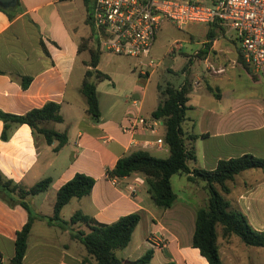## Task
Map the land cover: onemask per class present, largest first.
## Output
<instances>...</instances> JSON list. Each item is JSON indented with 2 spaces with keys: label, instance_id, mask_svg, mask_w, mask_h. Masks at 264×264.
Here are the masks:
<instances>
[{
  "label": "crops",
  "instance_id": "1",
  "mask_svg": "<svg viewBox=\"0 0 264 264\" xmlns=\"http://www.w3.org/2000/svg\"><path fill=\"white\" fill-rule=\"evenodd\" d=\"M77 1L20 0L22 11L13 19L0 10V110L23 115L48 102L58 103L63 122H51L45 126L68 136V143L55 152L58 142L49 145L43 135H34L28 125H13L10 138L5 141L2 139L4 123L0 120V171L6 179L25 188L51 178L48 191L28 199L38 214L47 217L53 216L57 193L64 184L77 174L90 176L96 180L91 194L82 199H72L62 210V219L70 221L76 212L81 211L98 223L112 224L123 216L141 213L142 219L130 244L117 252L120 259L138 260L153 250L151 263L159 255L160 264H209L193 247L197 211L205 206L200 207L196 196L194 201L191 198L185 201L175 192L173 179L177 175L171 179L177 201L169 209L154 204L143 175L135 173L118 178L116 185L108 178V171L116 166L118 160L135 151L144 150L163 159L169 156L168 146L160 147L156 143L159 138L165 139L163 121L156 134L139 135L135 140L122 130L128 117L152 118L160 99L158 102L149 91L148 83L157 70L147 76L140 73V77L148 79L147 84L142 88L140 83H136L129 88L131 97L126 98L121 110L117 109L119 94L125 89L113 81L115 88L108 94L109 113L100 100L99 83L101 118L99 122L93 121L81 93L91 56L88 50L79 51L81 40L88 36L80 37L79 29L73 23ZM85 23L88 24L87 20ZM190 28L189 36L192 38L202 35V25H191ZM208 30L209 26H205L204 33L207 34ZM221 39L216 37L210 41L211 46L203 61L215 80L226 74L222 63L230 59L227 58L230 52V56L234 54L233 50L221 44ZM231 42L237 54L233 64L239 65V45L234 43L235 40L231 39ZM102 56L98 66L100 71L103 70ZM25 78L32 79L26 89L23 88ZM255 81L262 86L260 93H253L244 100L216 87L221 90L218 100L229 101V106L205 109L197 118L187 113L183 124L185 132L198 136L194 129L202 126V143L209 141L215 144L213 150L208 149L202 156V169L214 170L219 161L236 158L233 154L238 147L239 135L264 130V88L259 80ZM190 102L191 95L188 105L192 107L190 110H195ZM258 122L260 126L255 125ZM187 124L191 127L185 128ZM190 145L193 146V142ZM244 173L243 183L240 179L244 186L237 184L238 175L229 184L231 192L227 199L233 209L248 217L254 229L264 231V170L241 174ZM180 176L188 181L187 176ZM129 187H133L135 192ZM236 187L239 190L235 191ZM28 219L23 207L11 208L0 200V264H11L17 233ZM71 228L88 231L84 225ZM218 244L222 264H264V248L248 247L236 236L227 241L220 237ZM24 264H95V260L88 257L79 241L71 238L69 230L50 226L46 220L39 219L30 233Z\"/></svg>",
  "mask_w": 264,
  "mask_h": 264
},
{
  "label": "trees",
  "instance_id": "2",
  "mask_svg": "<svg viewBox=\"0 0 264 264\" xmlns=\"http://www.w3.org/2000/svg\"><path fill=\"white\" fill-rule=\"evenodd\" d=\"M83 1L87 11V23L91 25L92 32L90 37L81 40L79 46L80 52L88 50L91 56L90 61L87 62V66L90 68L85 74L81 93L86 99L88 114L93 121L99 122L101 110L97 86L99 83L110 80V76L98 69L103 50L91 22L93 4L92 0ZM0 10L13 19L22 11L21 2L19 0L13 11L1 7ZM218 30H224V28L217 23L209 26L207 34L209 41L215 40ZM91 39L96 40L94 46H89ZM210 46L211 42L207 47ZM237 50L238 63L248 71L253 79L258 80L249 64L246 63L240 47H237ZM31 81V78H25L23 88L26 89ZM206 88L208 93L217 99L221 98L219 88H214L210 84ZM193 89L194 87L188 79L179 87L167 84L162 89L159 86L160 103L152 113V119L163 121L166 127L165 142L169 148V156L163 159L155 157L147 151L138 150L120 158L107 175L110 179L125 178L135 173L143 175L154 204L162 209L171 208L177 201V194L174 192L171 182L173 176L186 175L192 184L204 183L209 199L207 206L197 211L193 247L200 251L209 264H222L218 244L220 237L227 241L236 236L248 247L264 248V231L254 229L248 217L242 211L233 209L227 199V195L231 192L230 182H233L238 175L245 171L264 170V159L244 154L240 157L219 161L214 170L192 167V163L197 160V153L195 147L190 144L196 141L199 136L188 135L183 124L187 120V112L192 108L188 104ZM0 120L4 123L2 139L5 141L10 138L13 125H28L34 135H43L47 144L52 145L54 142H58L54 148L55 152H59L68 143L66 133H60L45 126L51 122H63L61 106L58 103L48 102L43 107L35 108L23 115L9 114L0 110ZM51 183V178H48L31 188H25L6 179L0 171V200L11 208L23 207L29 215L28 222L17 233L15 255L11 264H24L28 239L35 221L39 219L46 220L50 226L69 230L71 238L79 241L85 247L88 257L93 258L95 264H151L154 257L153 250L147 251L143 257L134 261L120 259L117 256L118 251L125 249L130 244L142 219L141 213L123 216L112 224H103L78 211L70 221H65L61 217L64 207L74 198L82 199L89 196L96 184L94 178L85 174H77L59 189L53 216H43L33 209L28 199L48 191ZM74 225H84L88 231L74 230L71 228Z\"/></svg>",
  "mask_w": 264,
  "mask_h": 264
},
{
  "label": "rangeland",
  "instance_id": "3",
  "mask_svg": "<svg viewBox=\"0 0 264 264\" xmlns=\"http://www.w3.org/2000/svg\"><path fill=\"white\" fill-rule=\"evenodd\" d=\"M94 0H92V4ZM76 13L73 15V23L79 29V36H91L92 28L89 24H86L87 11L85 4L82 0L76 2ZM190 26L186 29H180L177 26L164 23L161 30L157 36L156 44L153 48L152 55L155 59H163L164 65L158 68L157 73H154L149 81L148 89L153 92L154 97L159 102V86L164 89L167 84H172L175 87L181 86L186 79H188L194 89L191 94V104H193L196 109L189 110L187 113L191 117H198L205 109H220L229 106V101L220 102L218 99L210 95L207 91L206 86L210 83L213 87H219L222 91L226 92L228 95H233L239 99H247L253 93H260L262 91V86L259 82L255 81L251 75L244 69V67L239 64H233V59L236 58V51L234 44L231 39H235V34L233 32H226L227 30H218L217 38L221 39V44L227 46L230 50H233L234 54L230 56L228 54L227 58L230 59L227 62H223L222 66L226 68V74H224L220 79L215 80L209 75L207 65L203 61L206 58V51H208L207 45L210 41L207 38V34L204 33L205 26L202 25V35L198 37H191ZM205 42L203 45L201 43ZM177 43V45H176ZM96 40L91 39L89 46H94ZM173 49L171 52L170 50ZM203 50V51H202ZM170 52V53H169ZM187 67V69H186ZM102 71L109 74L111 79L106 80L99 84V97L101 102L104 104L106 113H109V93L115 88L113 81H117L118 85H121L125 90L119 94V101L117 109L121 110L123 105H125V100L127 97H131L129 88H133L136 83H140L141 87L144 88L148 82L147 78L140 77V70L136 68V62L134 59L109 55L106 51L102 56ZM186 70V71H185ZM257 82V83H255ZM118 93H120L118 91ZM206 112V111H205ZM117 115V114H116ZM262 122V121H261ZM263 123V122H262ZM260 126L258 122L255 124ZM186 127H191L190 125H185ZM250 129V126L247 127ZM165 129H163L164 131ZM192 132V130H191ZM194 132L199 136V138L193 142L195 147L197 160L192 163V166L202 168V156L208 149L213 150V142L202 143V126H197ZM193 133V132H192ZM238 147L235 150L233 157H240L244 154H251L257 158L264 159V130L247 132L239 135L238 137ZM252 172H258L259 170L253 169L248 170ZM186 176V175H183ZM243 175L240 174L237 178V184L244 185ZM242 183H241V180ZM173 185L175 192L185 201L190 198L194 201V196L197 197V202L202 207L208 204L209 194L205 187H202L201 183L194 185L189 183L185 177L177 175L173 179ZM188 186V187H187ZM144 187L143 190H146ZM235 188V187H234ZM239 190L238 187L234 189ZM146 192V191H145ZM65 216L68 217L69 214L65 212ZM139 235H137V239ZM161 259L159 255L154 259L151 264H160Z\"/></svg>",
  "mask_w": 264,
  "mask_h": 264
},
{
  "label": "built area",
  "instance_id": "4",
  "mask_svg": "<svg viewBox=\"0 0 264 264\" xmlns=\"http://www.w3.org/2000/svg\"><path fill=\"white\" fill-rule=\"evenodd\" d=\"M91 22L102 50L135 59L143 76L164 65L152 55L164 23L180 29L217 23L235 34L246 63L264 88V0H94ZM161 123L136 115L126 118L122 130L135 140L156 134ZM156 143L167 146L164 138ZM111 180L116 185L118 178Z\"/></svg>",
  "mask_w": 264,
  "mask_h": 264
},
{
  "label": "water",
  "instance_id": "5",
  "mask_svg": "<svg viewBox=\"0 0 264 264\" xmlns=\"http://www.w3.org/2000/svg\"><path fill=\"white\" fill-rule=\"evenodd\" d=\"M19 0H0V7L5 10H15Z\"/></svg>",
  "mask_w": 264,
  "mask_h": 264
}]
</instances>
